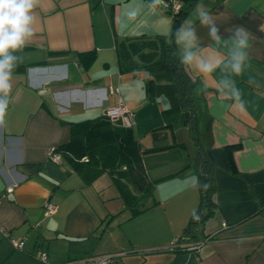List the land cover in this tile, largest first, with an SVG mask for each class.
Returning <instances> with one entry per match:
<instances>
[{"label":"crops","instance_id":"obj_1","mask_svg":"<svg viewBox=\"0 0 264 264\" xmlns=\"http://www.w3.org/2000/svg\"><path fill=\"white\" fill-rule=\"evenodd\" d=\"M151 4L39 0L33 9L34 35L15 53L0 123V264H82V258L105 254L117 255L108 264H264V0H196L174 29L162 4ZM200 4L224 13L218 22L223 38L233 26L252 34L250 67L234 77L243 109L218 91L219 70L203 76L187 67L193 100L173 109L164 94L147 97L146 70H119L117 41L170 38L185 21L196 22L205 55L222 57L196 21ZM119 100L135 115V137L149 122L143 106L157 103L164 119L153 124L151 141L141 148L153 182L148 194L124 181L118 185L108 172L85 183L66 159L48 158L50 147L69 140L70 121L97 116ZM176 114L183 127L176 128ZM203 167L214 181L204 188L212 214L204 217L207 208L201 209L191 220L201 201ZM47 202L57 208L44 215ZM198 239L206 240L196 250L171 247Z\"/></svg>","mask_w":264,"mask_h":264},{"label":"trees","instance_id":"obj_2","mask_svg":"<svg viewBox=\"0 0 264 264\" xmlns=\"http://www.w3.org/2000/svg\"><path fill=\"white\" fill-rule=\"evenodd\" d=\"M196 0H181L177 11L165 8L172 16L173 29ZM172 36V35H171ZM165 36L135 37L117 41L115 45L117 63L122 72L146 70L147 97L166 95L171 108L190 104L193 100V81L187 67L179 61L175 43H167ZM46 108V107H45ZM189 114L188 111L184 112ZM69 140L55 147L62 159H66L82 176L85 183L92 182L103 172L111 174L115 183H128L141 194L151 192L153 182L148 178L139 142L132 127H126L120 120H112L104 113L78 121H70ZM235 146L231 147L234 148ZM231 166L233 159L229 153ZM59 162V163H60ZM201 201L191 220L206 209L204 217L212 214L210 199L205 187L213 186V176L208 168L199 171ZM119 185V184H118Z\"/></svg>","mask_w":264,"mask_h":264},{"label":"clouds","instance_id":"obj_3","mask_svg":"<svg viewBox=\"0 0 264 264\" xmlns=\"http://www.w3.org/2000/svg\"><path fill=\"white\" fill-rule=\"evenodd\" d=\"M38 2L39 0H0V123L3 122L9 102L13 69L19 59L15 53L34 35L33 9ZM161 3L163 0H152L151 7L155 9ZM195 16L196 21L208 29L213 50L222 52L223 56L204 54L205 47L200 46L195 21L182 23L175 30L173 37L168 39L167 43L176 45L177 51L173 55H178L182 65L194 68L203 76H209L219 70L218 91L243 109L242 93L234 77L242 76L245 69L250 67L248 49L252 34L243 26H233L226 29L231 33L230 36L223 38L218 22L222 20L224 13L214 14L202 4L196 6ZM249 83L255 84L256 81L250 77Z\"/></svg>","mask_w":264,"mask_h":264},{"label":"built area","instance_id":"obj_4","mask_svg":"<svg viewBox=\"0 0 264 264\" xmlns=\"http://www.w3.org/2000/svg\"><path fill=\"white\" fill-rule=\"evenodd\" d=\"M163 7L169 8L171 11H177L180 7V4L175 1L170 0H163L161 3ZM116 92L117 88H113L111 92ZM106 116H108L112 120H120L126 127H132L134 124V115L132 111H130L121 100H119L114 105H107L102 112ZM48 158L55 162L59 163L61 160L60 155L55 150V147L52 146L48 150ZM8 191L11 190V187L7 188ZM1 201V198H0ZM57 206L52 202H47L44 205V215H48L56 211ZM206 239H198V240H190V241H183V242H173L171 243V247L178 246L181 248H185L187 250H196L198 249ZM13 245L16 247H21L23 241H15L13 240ZM39 256L41 260L46 263V254L44 252H40ZM116 254H105L99 257H85L80 260L82 264H108L110 261L116 257Z\"/></svg>","mask_w":264,"mask_h":264},{"label":"rangeland","instance_id":"obj_5","mask_svg":"<svg viewBox=\"0 0 264 264\" xmlns=\"http://www.w3.org/2000/svg\"><path fill=\"white\" fill-rule=\"evenodd\" d=\"M133 92H134V94H132V96L135 97V95H137L136 94V90L134 89L132 91V93ZM159 99H160L159 101L165 102V97L164 96H162ZM158 108H159V106H158L157 103L156 104L148 103L146 106H143L140 109V113L143 115L144 119H149V122L147 120H145L147 122H146L145 126L142 127L143 129H142V131L139 132V135H137V132H135L136 137H138L139 141L141 142L140 148H144V146H146V142H147L148 139H150V141H151L150 129L153 126H156V125H153V124H156V122H160L161 124H163V122H164V119L160 115ZM165 114H166V116H165V119H166L167 117H169V113L165 112ZM157 115H159V116H157ZM134 119H135V115H134ZM183 123H184V120L181 118V115L180 114H176V128L183 127ZM133 129L135 130L134 127H133ZM189 141H190L189 146L194 151L195 145L193 143V140H191V138H190ZM192 154H193V152H192Z\"/></svg>","mask_w":264,"mask_h":264}]
</instances>
